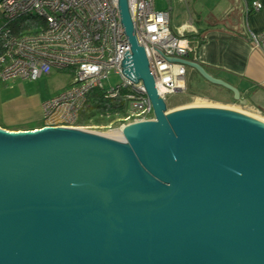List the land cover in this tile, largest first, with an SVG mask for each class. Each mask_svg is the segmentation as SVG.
<instances>
[{"label": "water", "instance_id": "obj_1", "mask_svg": "<svg viewBox=\"0 0 264 264\" xmlns=\"http://www.w3.org/2000/svg\"><path fill=\"white\" fill-rule=\"evenodd\" d=\"M127 1L122 72L143 82L154 119L119 139L0 127V264H264V123L219 106L168 110Z\"/></svg>", "mask_w": 264, "mask_h": 264}, {"label": "built area", "instance_id": "obj_2", "mask_svg": "<svg viewBox=\"0 0 264 264\" xmlns=\"http://www.w3.org/2000/svg\"><path fill=\"white\" fill-rule=\"evenodd\" d=\"M119 0H0V81H38L54 71L72 70L73 84L42 105L47 127L80 128L90 95L118 100L125 110L111 123L129 125L154 119L142 81L122 72L131 55L119 15ZM135 34L145 48L156 88L164 100L187 90L186 61L193 49L188 35L173 30L171 8L157 10L154 0H128ZM262 4L247 5V15ZM250 46L264 55V30L248 34ZM121 83L105 89L111 74ZM107 112L104 116L111 119ZM89 128V127H81Z\"/></svg>", "mask_w": 264, "mask_h": 264}, {"label": "crops", "instance_id": "obj_3", "mask_svg": "<svg viewBox=\"0 0 264 264\" xmlns=\"http://www.w3.org/2000/svg\"><path fill=\"white\" fill-rule=\"evenodd\" d=\"M253 2H260L263 7L247 15V5ZM171 6L174 13L175 2ZM187 12V18L178 24L174 13L172 28L188 35L191 41L193 50L188 62L200 65L211 78L226 83L233 90L207 80L190 65L186 73L187 88L192 86L195 92L205 94L203 98H213L215 92L227 90L232 105L264 118V55L250 46L246 35L250 30H264V0H193V11ZM195 72L198 78L193 82L191 77ZM20 124L6 128L0 122V127L7 131H33L44 127L39 123H29L27 127Z\"/></svg>", "mask_w": 264, "mask_h": 264}, {"label": "rangeland", "instance_id": "obj_4", "mask_svg": "<svg viewBox=\"0 0 264 264\" xmlns=\"http://www.w3.org/2000/svg\"><path fill=\"white\" fill-rule=\"evenodd\" d=\"M156 1L157 10H163L167 8H173L172 3L175 2L176 10L175 14L177 17V24L187 18V14L193 11V0H154ZM204 1V0H203ZM172 2V3H171ZM187 2V3H186ZM171 3V4H170ZM170 7H169V6ZM188 6V7H187ZM208 6L205 7V10ZM172 10V9H171ZM173 12V11H172ZM171 12V13H172ZM188 74V73H187ZM191 80L194 82L198 78V74L193 73ZM109 78L104 80L103 84L105 89H112L121 83V77L115 74L108 76ZM190 77V76H189ZM74 73L72 70L54 71L52 75L46 76L38 81H29L17 78L10 81H0V122L6 128H13L18 126L20 123L21 127H27L29 123H39L46 126L44 122L42 104L47 100L58 94L60 91L67 87H70L74 82ZM191 82V83H193ZM194 84V83H193ZM97 92V91H95ZM94 93V92H93ZM92 93V94H93ZM91 94V95H92ZM90 95V96H91ZM214 97H197L190 95L189 92L177 93L169 96L167 100L168 110L176 108L193 106L199 100L206 101L214 106L225 107L228 109H236L240 112L250 114L245 109H240L239 106H234L230 103V93L227 90H221V92H215ZM95 101L94 96L90 97V104ZM105 105V104H104ZM92 111L90 108L87 110ZM85 112V113H86ZM252 115V114H251ZM99 119L101 125L90 126L89 129L102 134H112L118 129L122 128L121 123H110L117 117L113 116L111 119L106 117L96 116ZM127 125V124H126ZM124 125V126H126Z\"/></svg>", "mask_w": 264, "mask_h": 264}, {"label": "trees", "instance_id": "obj_5", "mask_svg": "<svg viewBox=\"0 0 264 264\" xmlns=\"http://www.w3.org/2000/svg\"><path fill=\"white\" fill-rule=\"evenodd\" d=\"M196 89H194L192 86L187 88V92L190 93V95L197 96V97H205V94L197 93L195 92ZM199 90V88H198ZM95 101L90 104V97H93ZM89 97V101L87 102V106L83 112L82 117L78 123V126L81 127H90L95 125H101L104 123H100L99 119L96 118V116L99 114L100 117L104 116L107 112H110V114L116 116L118 115H124L126 113V110L124 106L118 102V100H104L103 95L100 92H94ZM105 104V105H104ZM91 109L92 111L86 112V109ZM86 112V113H85ZM106 125H109L106 124Z\"/></svg>", "mask_w": 264, "mask_h": 264}, {"label": "bare ground", "instance_id": "obj_6", "mask_svg": "<svg viewBox=\"0 0 264 264\" xmlns=\"http://www.w3.org/2000/svg\"><path fill=\"white\" fill-rule=\"evenodd\" d=\"M193 106H195V107H215L214 105H212V104H210V103H208V102H206V101H198L196 104H194ZM232 110H234V111H238V110H236V109H233V108H231ZM238 112H240V111H238ZM245 114H247V113H245ZM247 115H249V116H251V117H254V118H256L257 120H259V121H261V122H263L264 123V118H261V117H259V116H255V115H251V114H247ZM124 127H122V129H123ZM121 129V130H122ZM107 136H109V137H112V138H118L119 139V137H121V133H119V131L118 132H114V133H112V134H108Z\"/></svg>", "mask_w": 264, "mask_h": 264}]
</instances>
